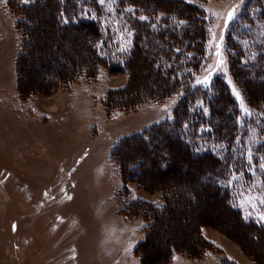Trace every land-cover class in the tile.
I'll return each instance as SVG.
<instances>
[{
    "label": "rangeland",
    "instance_id": "rangeland-1",
    "mask_svg": "<svg viewBox=\"0 0 264 264\" xmlns=\"http://www.w3.org/2000/svg\"><path fill=\"white\" fill-rule=\"evenodd\" d=\"M37 1L0 0V264H264V233L254 236L237 223L204 182L214 162L196 160L185 147L186 136L197 139L199 150L223 161L233 206L247 222L264 225V207H258L264 199V74L251 84L243 72L236 70L242 76L235 77L230 62L242 48L243 61L248 58L240 34L248 24L237 19L256 4L96 0L98 16L82 0L75 13L69 0L59 6L42 0L29 9L24 34V6ZM186 3L205 18L201 44L190 37L198 45L199 68L191 81L207 74L204 65L217 66L215 45L221 44L224 64L208 93L221 97L215 110L224 109L226 94L211 92L212 82L221 81L236 103L238 129L230 138L227 111L213 117L211 97L186 84V27L180 28L190 9ZM129 7L149 20L133 18ZM233 8L236 19L225 28ZM79 19L100 21L102 37L72 24ZM126 27L139 30L134 51V36L130 44L123 38ZM163 28L168 34H160ZM95 46L110 54L106 64L91 55ZM120 53L132 60L124 70L112 69ZM151 64L166 70L157 73ZM164 122L168 128L150 134L149 143H124ZM177 126L183 146L169 132Z\"/></svg>",
    "mask_w": 264,
    "mask_h": 264
},
{
    "label": "trees",
    "instance_id": "trees-1",
    "mask_svg": "<svg viewBox=\"0 0 264 264\" xmlns=\"http://www.w3.org/2000/svg\"><path fill=\"white\" fill-rule=\"evenodd\" d=\"M45 1H47V0H45ZM57 1H58V6L61 5V1L60 0H57ZM69 1L74 2L70 8L71 12L75 13L77 10L80 9L78 0H69ZM128 1L129 0H127V2ZM177 1H179L180 3L182 2L180 0H176V2ZM262 1H264V0H250L252 5H253V3L256 4V7L250 6V11H251L250 14H247L248 16H246L244 13H242L241 17H239L237 19L240 23L242 22V23L248 24V30L242 31V29H240V34L242 35V40H245L246 43L248 44V49H247V57L248 58L245 59V61H243V55H246V49H244V48L239 50L238 51L239 53L237 51L234 54L231 53V57H230V62H231L232 67L235 66V68H233L234 69V75L236 74L235 77H239V75L242 76V74H238V72L239 73L243 72L244 76H249V83L251 82V84H255V83L259 82L258 81L259 77L264 74V63H262L264 61V32H262V29L264 28V4H262ZM41 2H42V0H39V1L35 2V4L24 6V11L27 14L25 16V18L23 17L24 34L27 32V26H26L27 24L26 23L28 21V16L30 14L29 9L39 8L40 5H42ZM44 3H46V2H44ZM128 3L132 4L131 1H129ZM134 4H135V2H134ZM257 4L258 5L260 4V5L258 6ZM81 5L92 7L95 10L96 15H98V16L102 11V6L98 5L96 0H82ZM183 5H185V4H183ZM185 6H186V8H188V9L190 8V9H189L188 15L185 16L186 25H184L180 28L185 29V27H186V35H184V37L182 38V42H183L184 38L186 37V84L188 82H190L191 83L190 87L192 89H194V90L200 89V91H202V94L204 96H210L211 100L214 97L212 101L210 100V102H208L209 111L211 112V115L213 117H214V115L216 117H221L222 116L220 114L221 112L224 116L225 110L227 111L228 121L230 123V125H229L230 126L229 138H230L232 136L231 133L233 132V130L235 131L236 129H238V122H237L238 119H236L237 118V106H236V103L232 101V97H230V95L228 94V88H226L224 83H222L221 81L212 82L213 88H211V92H213V91L218 92V93L224 92L227 96L225 108L220 109V111L218 112L217 110H215L214 103H216V101H218L219 98H221V97H218L217 94L215 95L213 93H208L209 87L207 89H205L204 86H196L194 80L191 81V79H190L191 75L193 74L192 72L197 71L199 69L198 64H197L198 62L196 59L198 57V55L196 54V52L194 50V49L198 48L197 47L198 45L196 46L194 44V41H192L190 39V37L193 36L194 38L199 39L198 44L199 43L201 44L202 38L200 39V37H201V34L203 33V30H204L203 24L205 23L204 22L205 18L203 15L197 14L194 7H191V5H189L188 3H186ZM188 6H190V7H188ZM257 8H259V9H257ZM27 11H28V13H27ZM72 24H74L75 26L85 27V28H87L88 32L89 31L92 32V30L94 31V29H95L96 30V34H95L96 40H99L102 37L103 32L101 29L102 28L101 23L97 19L96 20H93V19L92 20H80L79 19L77 22H72ZM146 27H148L147 24L144 25L143 29L146 30L147 29ZM166 30H167V28H163L161 30L160 34H162L163 32H166ZM188 31L191 32V33H189V35L187 34ZM254 32H255V34H254ZM171 33H173V32H171ZM139 34H140L139 30L135 29L133 42H132L133 43L132 51H134L136 48L135 47L136 42H140ZM166 34H168V33L166 32ZM158 37H160L161 39L163 38L162 35H160ZM161 39H158V41L161 42ZM197 39L195 41H197ZM177 42L178 41H174L172 44H175V46H176ZM95 47L96 48L94 50H92L93 52H91L92 53L91 55H93L96 58H98L99 60L103 61L102 64L103 63L106 64V62L110 60L109 59L110 54L108 53V51L105 52V51L99 49L97 46H95ZM241 47H242V45H241ZM176 48H178V47H173V45H171L172 51ZM230 48L232 49L231 51H233V52L235 51V50H233L231 45H230ZM180 49L183 50L182 47H180ZM100 53H101L100 56L103 55V58L99 57ZM120 54L121 55L118 54V56H116L118 61L112 62V63H114V65L112 64V67H111L112 69L124 70V67L129 62H131V60L134 58L133 57L134 55H132L133 52L129 55L132 58V59H129V61L127 60L125 55H122V53H120ZM150 67H153L154 71H156L157 73L159 72V70H161V71L164 70V72L166 70L165 67L162 68V67H158L157 65H156V67L153 65ZM236 70L238 71L237 73H236ZM83 71L86 73L85 75L87 77L93 76V71H89L87 69L83 70ZM71 73L72 72L70 71L69 74H71ZM73 73L75 74V72H73ZM258 103H260V102H258ZM262 103L264 104V100H262ZM214 121H215V119H214ZM213 123L214 122H211V123H209V125H210V127L212 126L215 130L216 125ZM167 125L168 124H166L165 122L161 123L159 125H154L149 130L144 131L141 134L131 135L130 137H128L124 140V143H126L127 141H140V142H144V143L145 142L149 143L151 141V135L150 134H152L153 132L158 133L162 130L167 129L168 128ZM177 128H178V126H177ZM224 128H225L224 126L221 127L220 131L222 132ZM169 132L173 136V140L178 141L182 145L185 138L180 133H183V132H180L179 128H178V130H175L174 134H173L172 129L169 130ZM215 132H216V130H215ZM184 143H185V141H184ZM198 143H200V142L197 139L187 140V136H186V143L185 144H187V145L185 147H186V150L188 153H191L196 160L197 159H203V158H210L214 162V167L211 170V172L209 173L210 179L208 181H204L206 183V185L211 187L212 190L218 195V197L221 199L225 209L237 219V223L240 226L249 230L248 232L252 233L254 236L259 235V233H261V234L264 233V225H257L253 222H247L242 217L240 211L233 206V204L231 202V198H230L229 186H228V184L227 185L224 184L225 180L223 179V176H222L223 171L221 172L223 165H224L223 161H221L216 155L212 154L211 150H206V152H204L205 150H202V149L199 150V146H197ZM118 148L120 149V146ZM118 148L116 149V153H117V150H119ZM114 158L118 161L119 156L118 155L115 156V152H114ZM215 164H216V166H215ZM165 165H166V162L163 161L162 166L165 167ZM220 168H221V170H220ZM165 169H166V167H165ZM255 233H258V234H255Z\"/></svg>",
    "mask_w": 264,
    "mask_h": 264
},
{
    "label": "snow or ice",
    "instance_id": "snow-or-ice-1",
    "mask_svg": "<svg viewBox=\"0 0 264 264\" xmlns=\"http://www.w3.org/2000/svg\"><path fill=\"white\" fill-rule=\"evenodd\" d=\"M99 2L103 4V3L106 2V0H99ZM111 10H112V9H110V11H111ZM125 11L128 12V13H132L133 18L139 19L140 21H148V20H149V17L144 16V15H140V16L136 17V16H135V12H136V10H135L134 8L129 7V8H127V9H125ZM237 11H238L237 8H233L232 10H230V11L227 13V18H226L225 21H224V26H225V28H227V27L230 25V22H232L233 20L236 19ZM122 15H123V14L121 13V16H122ZM157 19H159V17H158ZM65 22H67V21H65ZM184 23H185L184 21H181V22H180L181 25H183ZM153 27H155V25H153ZM125 32H126V35L123 36V38H124V39H127L128 42H129V44H130V43H131V40H130L129 38H131L132 36H134V32L128 30L127 27L125 28ZM223 39H224V36H223V33H222L221 36H220V41L222 42ZM114 43H115V42H114ZM215 48H216L215 55H216V57H217V60H216V65H217V66H216V67H212V66H210V65H204L203 67H204V69L206 70L207 74H206L205 76H203L202 79H201V78H195V77H194V79H195V85H196V86H204L205 89H207L208 87H210L212 77H213L217 72L222 71V65L224 64V59H223V55H222V52H221V44H220V43H217V44L215 45ZM120 51H121V52H127L128 49H127V48H121ZM175 51H176V52H179L180 49H175ZM229 83H231V81H229ZM232 92H233V94H234V96L236 97L237 100H240V99H241V97H240V93L237 91V89H236L235 87L232 88ZM164 107H165V110L168 109V105H165ZM197 107H203V102H202V101L199 102V103L197 104ZM241 107L243 108V105H242V104H241ZM204 112L207 113V109H206V108L204 109ZM248 114H249V113H248V110H247V109H244L243 112H242V116H247ZM170 118H171V117H169V119H170ZM238 120H239V118H238ZM241 123H243V121H241ZM204 130H205V131H208L209 129H204ZM247 158H248L249 160H251V159H252L251 154H249ZM81 159H83V157H82ZM79 163H80V161L78 160V161H77V164H79ZM260 167H261V168H264V164H261ZM61 171H63V169H61ZM73 171H74V169H73ZM70 174H71V173H69V175H70ZM47 195H48V192L45 191L44 196H47ZM67 198H68V199H71L72 197H71V196H68ZM133 199H136V197L133 196ZM258 207H264V199H261V200L259 201ZM259 219H260L261 222H264V214H261V215L259 216ZM15 228H16V226L13 225V230H15Z\"/></svg>",
    "mask_w": 264,
    "mask_h": 264
}]
</instances>
